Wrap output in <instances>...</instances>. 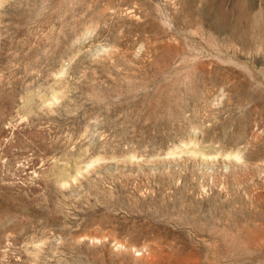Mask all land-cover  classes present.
I'll use <instances>...</instances> for the list:
<instances>
[{
	"label": "rangeland",
	"instance_id": "rangeland-1",
	"mask_svg": "<svg viewBox=\"0 0 264 264\" xmlns=\"http://www.w3.org/2000/svg\"><path fill=\"white\" fill-rule=\"evenodd\" d=\"M0 264H264V0H0Z\"/></svg>",
	"mask_w": 264,
	"mask_h": 264
}]
</instances>
